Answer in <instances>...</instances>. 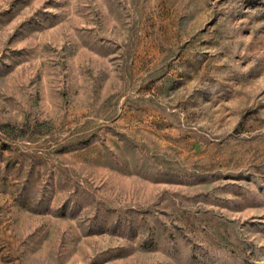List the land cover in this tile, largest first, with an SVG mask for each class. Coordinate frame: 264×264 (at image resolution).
I'll use <instances>...</instances> for the list:
<instances>
[{
	"label": "rangeland",
	"instance_id": "374dc122",
	"mask_svg": "<svg viewBox=\"0 0 264 264\" xmlns=\"http://www.w3.org/2000/svg\"><path fill=\"white\" fill-rule=\"evenodd\" d=\"M0 264H264V0H0Z\"/></svg>",
	"mask_w": 264,
	"mask_h": 264
}]
</instances>
